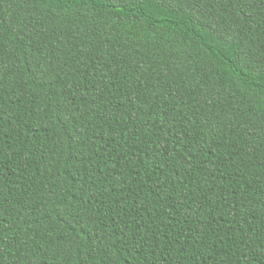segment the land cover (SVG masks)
I'll return each mask as SVG.
<instances>
[{
    "label": "trees",
    "instance_id": "trees-1",
    "mask_svg": "<svg viewBox=\"0 0 264 264\" xmlns=\"http://www.w3.org/2000/svg\"><path fill=\"white\" fill-rule=\"evenodd\" d=\"M0 264H264V0H0Z\"/></svg>",
    "mask_w": 264,
    "mask_h": 264
}]
</instances>
